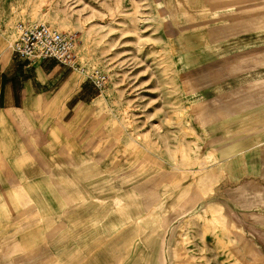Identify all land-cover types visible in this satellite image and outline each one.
Returning a JSON list of instances; mask_svg holds the SVG:
<instances>
[{
	"label": "rangeland",
	"instance_id": "374dc122",
	"mask_svg": "<svg viewBox=\"0 0 264 264\" xmlns=\"http://www.w3.org/2000/svg\"><path fill=\"white\" fill-rule=\"evenodd\" d=\"M261 1L0 0V264H264ZM20 24L104 86L13 58Z\"/></svg>",
	"mask_w": 264,
	"mask_h": 264
},
{
	"label": "built area",
	"instance_id": "2783aa9c",
	"mask_svg": "<svg viewBox=\"0 0 264 264\" xmlns=\"http://www.w3.org/2000/svg\"><path fill=\"white\" fill-rule=\"evenodd\" d=\"M17 39L10 50L20 61L53 60L59 65L77 71L97 90L106 83V76L95 68L81 66L75 58V39L57 32L46 24L18 25Z\"/></svg>",
	"mask_w": 264,
	"mask_h": 264
},
{
	"label": "bare ground",
	"instance_id": "6f19581e",
	"mask_svg": "<svg viewBox=\"0 0 264 264\" xmlns=\"http://www.w3.org/2000/svg\"><path fill=\"white\" fill-rule=\"evenodd\" d=\"M185 3L187 2V0H183ZM222 1V0H221ZM226 1H223V2H221L220 4H221V6H223V4L225 3ZM178 0H169V4L171 5V6H174V5H178ZM187 4V3H186ZM262 4L264 5V0H262ZM217 6L218 5V3H217V5H216V3H213V6ZM175 7V6H174ZM219 7V6H218ZM206 14H207V12H206V9L205 10H200L199 12H198V16L200 17V18H204L205 16H206ZM210 189H211V186L209 187ZM208 188V189H209ZM212 191V190H211ZM140 193V192H139ZM7 194V198L8 199H10L11 197V193H6ZM111 199V198H110ZM107 200V199H106ZM6 201V200H5ZM10 202V201H9ZM7 206V205H6ZM205 207H207V208H204V210H203V213H205V214H207V212H208V210L209 209H212L213 211H212V213H211V217L213 218V219H219V217H221L222 215V218L225 220L226 218H225V216H224V213H225V208L222 206V205H220V204H218V205H215V204H213L212 202H208L207 204H206V206ZM222 214V215H221ZM123 227H125V226H123ZM226 228V227H225ZM118 230H120V229H118ZM117 234V233H116ZM20 239V238H19ZM22 247V246H21Z\"/></svg>",
	"mask_w": 264,
	"mask_h": 264
},
{
	"label": "crops",
	"instance_id": "0c3cea01",
	"mask_svg": "<svg viewBox=\"0 0 264 264\" xmlns=\"http://www.w3.org/2000/svg\"><path fill=\"white\" fill-rule=\"evenodd\" d=\"M262 4V1L261 2H256L255 3V5H257V6H260L261 4ZM11 56H12V54H11ZM13 57V56H12ZM14 58V57H13ZM16 59V58H15ZM20 61V60H19ZM40 61H42V60H40ZM43 61H46V60H43ZM53 61V60H52ZM1 90H2V84H1V82H0V98H1ZM4 97V96H3ZM11 94L10 95H5V97L4 98H6V104H9V103H12V100H10L11 99Z\"/></svg>",
	"mask_w": 264,
	"mask_h": 264
}]
</instances>
